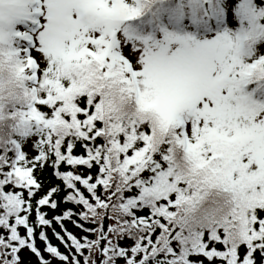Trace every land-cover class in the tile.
Here are the masks:
<instances>
[{"label":"snow or ice","instance_id":"snow-or-ice-1","mask_svg":"<svg viewBox=\"0 0 264 264\" xmlns=\"http://www.w3.org/2000/svg\"><path fill=\"white\" fill-rule=\"evenodd\" d=\"M0 264H264V0H0Z\"/></svg>","mask_w":264,"mask_h":264}]
</instances>
